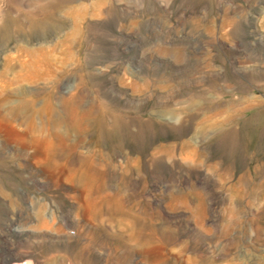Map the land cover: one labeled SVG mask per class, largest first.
Here are the masks:
<instances>
[{"label":"rangeland","instance_id":"374dc122","mask_svg":"<svg viewBox=\"0 0 264 264\" xmlns=\"http://www.w3.org/2000/svg\"><path fill=\"white\" fill-rule=\"evenodd\" d=\"M0 264H264V0H0Z\"/></svg>","mask_w":264,"mask_h":264},{"label":"bare ground","instance_id":"6f19581e","mask_svg":"<svg viewBox=\"0 0 264 264\" xmlns=\"http://www.w3.org/2000/svg\"><path fill=\"white\" fill-rule=\"evenodd\" d=\"M102 205H103V204H102ZM103 206H105V205H103ZM103 206H102V207H103ZM116 210H118V209H116ZM120 210H121V209H120ZM135 218H136V217H135ZM135 218H134V219H135ZM138 218H139V217H138ZM140 219H141V218H140ZM140 219H139V220H140ZM138 223H139V222H138ZM139 224H140V223H139ZM136 225H137V224H136ZM142 225H143V224H142ZM129 226H130V225H129ZM143 226L145 227V225H143ZM147 226H148V225H147ZM132 228H133V227H132ZM146 228H147V227H145V229H146ZM150 228H151V227H150ZM139 229L141 230V228H139ZM139 229H137V230H139ZM153 229H154V228H153ZM130 230H131V229H130ZM135 230H136V229H135ZM140 230H139V231H140ZM166 230H167V229H166ZM168 230H169V229H168ZM145 231H146V230H145ZM159 231H160V230H159ZM153 232H155V230H154ZM153 232H152V233H153ZM138 233H139V232H138ZM144 233H145V232H144ZM148 233H149V232H148ZM159 233H161V231H160ZM162 233H163V232H162ZM168 233L170 234L169 231H168ZM173 233H174V232H173ZM133 234H134V232H133ZM163 234H164V233H163ZM131 235H132V234H131ZM131 235H130V237H131ZM146 235H148V234H146ZM153 235H154V233H153ZM165 235H167V234H165ZM173 235H174V234H173ZM133 236H134V235H133ZM143 236H144V235H143ZM167 236H168V235H167ZM175 236H176V235H175ZM137 237H138V236H137ZM148 237H149V236H148ZM164 237H165V236H164ZM173 237H174V236H173ZM152 238H153V237H152ZM159 239H160V238H159ZM134 240H135V238H134ZM136 240H137V239H136ZM153 240H154V239H153ZM157 240H158V239H157ZM173 240H174V239H173ZM173 240H172V241H173ZM149 241H150V239H149ZM149 241L147 240L146 242L148 243ZM158 241H159V240H158ZM137 242H138V241H137ZM146 242H145V243H146ZM173 243H175V242H173ZM141 244H142V242H141ZM163 244H164V243H163ZM147 245H149V244H147ZM152 245H153V244H152ZM172 245H173V244H172ZM161 246H162V245H161ZM165 246H166V245H165ZM167 246H168V244H167ZM181 246H183V245L181 244ZM172 251H173V250H172ZM161 252H162V251H161ZM178 252H179V251H178ZM180 252H181V251H180ZM162 253H163V252H162ZM164 253H165V252H164ZM164 255H165V254H164Z\"/></svg>","mask_w":264,"mask_h":264}]
</instances>
